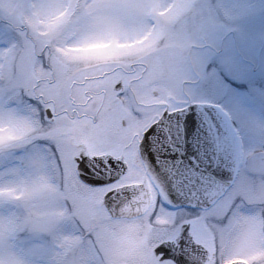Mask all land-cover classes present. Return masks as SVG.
I'll list each match as a JSON object with an SVG mask.
<instances>
[{
  "label": "snow or ice",
  "instance_id": "snow-or-ice-1",
  "mask_svg": "<svg viewBox=\"0 0 264 264\" xmlns=\"http://www.w3.org/2000/svg\"><path fill=\"white\" fill-rule=\"evenodd\" d=\"M39 7L44 16L57 7L66 8L86 39L107 43L94 45L102 49L94 57L95 76L73 73L64 59L47 54L43 42L37 48L18 38L6 40L0 47V154L4 155L0 181L17 176L27 164L35 177L31 197L54 169L72 200L73 222L65 225L70 233H83L89 220L123 214L126 207H132L137 214L156 216L162 222L171 217L174 225L163 229L159 242L145 257L146 264H175L167 245L177 243L185 224L195 243L205 250V264H215L218 245L228 246L227 228L221 225L242 208L243 196L255 190L257 173L244 157L243 128H233L229 134L209 125L196 145V154L188 157L192 164L177 177L192 205L201 209L194 218H181L158 206L164 192L140 156L141 142L147 144L145 134L163 113L179 112L193 101L183 87L186 74L198 71L192 59L174 47H157L169 25L188 10L189 0H42ZM165 8L167 12L161 15ZM200 14L214 22L207 38L213 27H219L221 10ZM57 31L58 26L52 25V34ZM121 40L130 43L120 44ZM117 48L126 51L120 54ZM81 116L89 117L94 125L95 147L79 143L69 134L70 124ZM37 124L45 135L28 140L24 130ZM167 138H172L170 130ZM23 144L34 146L18 153L16 148ZM228 159L231 178L227 181L201 167ZM7 203L0 197V205H4L0 208V234L14 231L20 218V209L6 207ZM33 206L45 214L28 222L38 228L52 225L58 204L45 201ZM91 236L89 233L88 255L83 257L87 264H94L99 256ZM242 243L264 245V234L250 227ZM20 244H31V240ZM68 249L71 237L58 244H33L29 253L37 258L36 264L48 256L54 258L53 264H74L77 253ZM2 256L0 248V264H4Z\"/></svg>",
  "mask_w": 264,
  "mask_h": 264
},
{
  "label": "clouds",
  "instance_id": "clouds-1",
  "mask_svg": "<svg viewBox=\"0 0 264 264\" xmlns=\"http://www.w3.org/2000/svg\"><path fill=\"white\" fill-rule=\"evenodd\" d=\"M41 3L42 0H0V20L11 16L22 41H29L37 48L42 42L45 43L47 54L64 59L68 66H96L94 57L102 49L94 45L107 41L86 39L83 29L72 22L75 17L69 18L64 7L55 8L50 16L42 15L39 7ZM189 3L188 10L169 25L168 34L157 47H174L182 56L191 60L192 54L205 39L214 22L200 14L194 0H189ZM166 12L167 8L160 14ZM52 25L58 26L55 35L51 32ZM119 43L128 44L130 41L121 40ZM116 51L123 54L126 49L117 48ZM76 57L87 59H73ZM120 58L126 57L121 55ZM191 74V71L186 74L185 81ZM170 91L175 93V89ZM24 131L31 141L45 135L43 127L39 124ZM245 134L252 137V142L245 145L244 157L257 173L255 190L243 196L240 201L242 208L221 225L227 228L225 241L228 246L221 248L218 245L215 264H240L242 260L244 264H264V245L249 247L242 243L250 227L264 234V120H254L245 125L241 135ZM33 146L23 144L18 146L16 151L22 153L31 150ZM34 182L35 177L30 174L27 164L21 168L17 176L0 181V197L8 201L5 206L20 209L16 229L0 234L4 264H36L37 258L29 253V248L33 244H58L69 237L71 249L68 251L77 253L74 264H87L83 257L88 255L89 233H92L91 239L95 240L99 249V256L94 264H146L145 257L159 242L163 229L174 226L170 223L171 217L162 222L156 216L137 214L135 208L126 207L123 214L117 212L111 217L93 218L87 222L85 232L72 234L65 226L66 223L73 222L72 200L55 170H50L40 191L31 194L30 197V189ZM45 201L55 202L58 207L55 209L52 225L38 228L28 221L30 218L45 214L44 210H38L33 206ZM244 206H249L252 210L245 211ZM26 239H30L31 244L22 246L20 242ZM39 259L41 264H53L54 260L52 256Z\"/></svg>",
  "mask_w": 264,
  "mask_h": 264
},
{
  "label": "rangeland",
  "instance_id": "rangeland-1",
  "mask_svg": "<svg viewBox=\"0 0 264 264\" xmlns=\"http://www.w3.org/2000/svg\"><path fill=\"white\" fill-rule=\"evenodd\" d=\"M194 3L201 13H210L215 8L221 10L219 27L212 30L222 27L223 33L232 35L237 57L231 61L235 56L231 50L233 44L222 42L224 38L216 47H206L203 70L197 72L193 80L189 77L191 84L184 83L185 91L193 98L192 102L216 104L231 129L243 128L254 120H264V0H194ZM225 12L227 15L223 14ZM18 38L21 39L14 19L8 16L0 20V47L6 40ZM211 38L215 44L216 40ZM238 56L244 58L242 64L239 59L243 67L237 65L236 68L234 62H238ZM248 62L258 66L252 65L249 71H253L244 76L242 72ZM69 67L73 71L84 66ZM80 120L75 119L77 124ZM82 133L83 140L93 135L91 132ZM241 140L250 141L252 137L245 134ZM88 147H95V143ZM3 159L4 155L0 154V162ZM174 214L182 218V212Z\"/></svg>",
  "mask_w": 264,
  "mask_h": 264
},
{
  "label": "water",
  "instance_id": "water-1",
  "mask_svg": "<svg viewBox=\"0 0 264 264\" xmlns=\"http://www.w3.org/2000/svg\"><path fill=\"white\" fill-rule=\"evenodd\" d=\"M212 125L217 131L229 133L230 126L221 114L220 110L210 103H188L179 112H164L157 123H154L145 134L147 144L143 141L140 146V154L143 162L150 168V172L159 181L166 197L176 206L194 207L187 195L182 191L177 177L184 171L186 165H191L190 156L196 154V145L206 135L208 126ZM169 130L171 139H168ZM221 181L231 178V160H222L216 166L202 164ZM179 239L176 243H169L170 257L178 264H202L206 256L195 259L194 255L184 253L183 247L186 241L190 240L193 247H199L190 239L185 231V225L179 231Z\"/></svg>",
  "mask_w": 264,
  "mask_h": 264
},
{
  "label": "flooded vegetation",
  "instance_id": "flooded-vegetation-1",
  "mask_svg": "<svg viewBox=\"0 0 264 264\" xmlns=\"http://www.w3.org/2000/svg\"><path fill=\"white\" fill-rule=\"evenodd\" d=\"M213 38L216 40V44L215 45L220 44L219 42L223 39V37H222V35H220V33L215 34ZM210 42H212V41L208 42L207 38H205L202 41V43L200 44V46L193 53L192 64L195 66L196 69H198V71H193L192 72L193 75L192 76L190 75L191 79H194V77L196 78L197 72L200 73L203 70L202 68L204 66V63L202 61H204V57L203 56H205V53H206L205 47L207 45H209V47H211L212 43H210ZM232 53H234L235 56L231 59V61L232 60L234 61V60H236L237 54H236L235 50H233ZM249 62L247 63V66H244V68H246V70L243 69V72H242V74L244 76H247L248 73H251L253 71V70L249 71V68L252 65L258 66L254 62H252V63H249ZM226 63H228V61H226ZM234 64H235L236 68H238V66H240L239 62H237V63L234 62ZM240 67H243V66L241 65ZM72 72L73 73H83L85 76H95V75L98 74L97 72H95L93 70V67H87V66L79 68L78 70H73ZM184 83L187 84V85L191 84L189 79H187ZM79 119H81V120L78 122V124L76 123L75 119L72 121V123L69 126V134L76 141H78L79 143H83L86 146H88L91 143V146H92V143L93 144L95 143L94 136L91 135L90 137H87V140H83L84 137H83V133L82 132H91V133H93L94 125L92 124L91 119L89 117L81 116V117H79ZM241 141H242V143L244 145L250 144L252 142V140L246 141V142L243 141V140H241ZM93 154H97V153L94 152ZM140 156H141V154H140ZM141 159H142V157H141ZM158 206H163L166 211H170V212H173V213H176V214L177 213L179 214V213L182 212V215H181L182 218H194L195 215L199 214V212L201 211V209H198V208H185V207H179V206H174V205L168 204L167 202H165V200L163 198H161L158 201ZM243 210L251 211L252 209L249 206H244ZM185 231H187L189 233L190 239L195 243L193 237L191 236V234L189 232V226L186 225V224H185ZM174 245L176 246V243H174ZM183 250H184V253L186 254V256H187L188 253H191V254L194 255L195 259H197L198 256H203V251H204V249L201 248L200 246L199 247L191 246L190 240L186 241V243H185V245L183 247ZM171 254L173 255L175 253L171 252ZM205 259H206V256L204 257V261H203L202 264H205ZM175 264H178V263L175 262ZM191 264H199V263H191Z\"/></svg>",
  "mask_w": 264,
  "mask_h": 264
}]
</instances>
